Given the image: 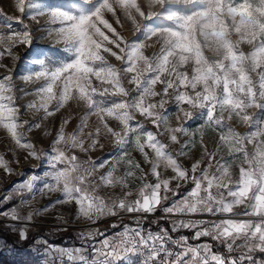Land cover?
Wrapping results in <instances>:
<instances>
[{"label": "snow or ice", "instance_id": "obj_1", "mask_svg": "<svg viewBox=\"0 0 264 264\" xmlns=\"http://www.w3.org/2000/svg\"><path fill=\"white\" fill-rule=\"evenodd\" d=\"M14 7L19 16L0 11L8 29L0 30V129L16 147L9 149L13 160L0 155V169L14 174L11 164L20 163L15 157L21 149L26 162L46 160L47 170L8 189L0 206L17 203L0 211L5 227L27 241L35 217L57 205L74 206L77 222L117 218L113 229L121 227L123 214H138L134 226L124 224L111 235L86 227L77 233L78 245L35 243L43 244L44 264H264V0H68L66 7L15 0ZM36 39L60 44L63 57L34 60L38 70L14 79L17 63ZM17 80L38 86L29 93ZM29 95L36 99L18 103ZM71 104L83 113L80 123L67 133L70 118L63 119L55 135L44 133L52 137L51 151L38 149L28 139L33 128H46L49 118ZM169 104L179 126L169 124ZM137 114L157 132L146 130ZM194 119L203 122L197 125L199 139L185 126ZM233 123L247 130L237 131ZM204 129L218 133L212 150ZM165 133L173 144L188 137L175 155L157 138ZM103 139L118 153L99 163L80 158L76 150L102 149ZM197 144L199 159L185 166L181 158ZM169 169L173 174L166 177ZM128 178L139 181L138 190ZM104 187L120 193L102 196ZM53 193L59 196L50 204L24 213L32 203L29 194ZM157 211L163 215L153 223L168 221L169 227L145 229L141 221ZM203 216L208 218H196ZM181 230L193 233L191 241L207 239L173 238ZM213 242L223 251H214Z\"/></svg>", "mask_w": 264, "mask_h": 264}, {"label": "rangeland", "instance_id": "obj_2", "mask_svg": "<svg viewBox=\"0 0 264 264\" xmlns=\"http://www.w3.org/2000/svg\"><path fill=\"white\" fill-rule=\"evenodd\" d=\"M15 0H0V11H2L5 15H12V16H19L20 14L15 10L14 7ZM37 3H46L49 6H60L66 7L68 0H36ZM25 23H28L30 27L34 29L37 27L34 21H31L27 17H24ZM13 28L19 30L22 26L16 21L13 20L12 22ZM40 24H44V19L40 18ZM0 30L7 32L8 29L6 25L2 21V17H0ZM119 30V29H118ZM42 33L40 31L36 32V36L39 37ZM62 46L60 44H54L51 39H36L33 42V46L28 49L27 52L24 53V49H18L20 53H24L22 56L21 62L17 63L16 69L13 72L14 79L18 76L26 74L29 71H36L38 70V65L33 63L34 60H51L59 57H63V53L60 51ZM151 50H149L150 52ZM5 63L11 64L10 59H6ZM115 62V61H113ZM18 88H23L24 91L32 93L34 88L38 85H33L31 83H25L23 81L17 80ZM36 97L33 95L25 96L23 100L18 101L21 104H27ZM168 109L172 115L169 117V124L172 127L179 126V122L176 119L175 115V107L174 105L169 104ZM22 111H24L22 109ZM30 115V113H29ZM83 115L80 112L79 108L75 104H71L70 106H66L64 109H61L60 112L56 113L54 118H49L51 123H46V128L42 129H35L33 128L32 132L29 134L28 139H30L38 149H42L44 152H50V140L51 136H46L44 133L45 131H50L52 135H55L56 130L58 129L61 121L63 119H69V124L65 128V132L71 133L76 126L80 123V116ZM24 118H28L25 116ZM136 121L142 123L146 130H150L153 132H157V129L154 125L151 124L150 120H146L145 118L139 116L137 114ZM31 123H38V120L30 121ZM89 126H94L95 124V117H90L88 120ZM135 123V122H133ZM203 122L200 120H191L188 121L185 125L189 128L190 134L192 132H197V125L202 124ZM113 127H116L118 122L111 121ZM233 127L237 129V131L244 132L246 131V126L240 123H233ZM87 130V129H86ZM204 140L208 145L209 149L212 150L215 148L218 142V133L211 130V129H204ZM157 138L161 140V142L168 145V150L175 155L176 152L179 151L180 146L184 144L186 140H188L187 136H179L180 143L173 144L165 133L163 136L157 135ZM197 139H199V133L197 132ZM101 143L104 144V147L101 149L97 147L94 151H91L87 154L80 153L76 150L82 160L91 157L92 160L99 163L102 159L108 158L110 154H117L118 148L113 143L107 139L101 140ZM16 147L14 141L7 135L6 131L0 129V155H4L5 159L13 160V156L10 148ZM251 147V146H249ZM128 151L131 155L138 161H142V156L139 152L135 151L133 147H129ZM147 151V149H146ZM201 149L199 144L196 145L195 148H191L188 150V155L186 157H182L181 160L185 164V166L190 167V162H194L195 159H199L201 154ZM225 154V153H222ZM26 152L21 149H17L15 159H19L20 163L17 165L15 163L11 164V167L15 169L14 174H7L0 169V200L3 199L5 194H8V189H11L13 184L22 182L23 180L27 179L31 174L36 175H43V172L47 170V163L44 159H35L30 158L27 162L24 160V156ZM145 166V165H142ZM147 167V166H145ZM103 172L104 170H99ZM122 171V170H121ZM238 172V169L235 170ZM120 174V173H117ZM173 173L169 169L164 175L170 176ZM129 180V187L132 188L134 191L138 190L139 181H134L132 178H128ZM37 187H40L39 182H37ZM191 185H187L186 187L181 189V195L184 194L190 188ZM14 190V189H13ZM119 194L120 189H112L110 187H104L100 191V195L107 197L109 194ZM59 196V193H53L50 196L41 197L39 194L33 198L30 194L27 196L28 199L32 201V203L28 206H24L23 211L24 213L33 211L34 209H40L45 207L46 205L50 204L53 200H55ZM177 199L179 197H176ZM15 200L11 201L7 205L0 206V211H3L4 208H10L12 204H16ZM161 212V211H157ZM75 208L71 205H57L56 207L51 208L48 212L41 213L39 216H36L34 219V226H30L29 230V239L28 246L18 248L16 246L17 241L22 242L18 239L17 235L12 233L9 228L5 227V220L0 219V243H6V246L0 248V264H44V261L41 259L42 248L43 244L41 243L40 247H37L35 241L36 240H47L49 243L54 244L56 246H74L78 245L80 241L77 239V233L80 231L85 230L86 227H93L98 228L102 232H106L108 235L113 234L114 232L121 231L124 224L129 226H134V216L138 214H123L120 218L122 221L121 227L113 229L111 224L117 221V218L114 217H105L98 221L95 225H91L90 222L82 221L77 222L74 218ZM162 213V212H161ZM58 217H63L66 220H69V223L65 225L61 219ZM158 217V216H156ZM156 217H153L155 220ZM153 220L146 221L142 220L141 223L143 224L145 229L151 228L153 232L159 231L161 225L165 228L169 227L168 221H160L159 223H153ZM9 223H12L9 221ZM17 227L20 225L17 224ZM66 227V231H58V228ZM171 232V229L169 228ZM188 231V230H187ZM2 232H6L9 236L15 237L16 241H6L3 237ZM191 232V231H189ZM193 234V233H192ZM173 238H176L180 235H185V233H172ZM192 236V235H191ZM205 240L202 238V241ZM202 241H198L195 243H200ZM14 242V244H13ZM24 242V241H23ZM191 242V240H190ZM192 243V242H191ZM20 244V243H19ZM214 251H217L213 249Z\"/></svg>", "mask_w": 264, "mask_h": 264}, {"label": "trees", "instance_id": "obj_3", "mask_svg": "<svg viewBox=\"0 0 264 264\" xmlns=\"http://www.w3.org/2000/svg\"><path fill=\"white\" fill-rule=\"evenodd\" d=\"M153 219H154L153 216H149L146 221H150V220H153ZM122 221H125V220H122ZM180 232L185 233V235H187L190 238V240H191L192 232H189L187 230H181V231H179L177 233H180ZM2 233H4L3 237L6 239V241H9L10 243H12V241H16L15 237L9 236L8 234H6V232H2ZM28 241H30V240H27V241H24V242H18L17 241L18 244H16V246L18 245V248L26 247V246H28ZM191 242L195 243V242H198V241H191ZM13 244H14V242H13Z\"/></svg>", "mask_w": 264, "mask_h": 264}, {"label": "built area", "instance_id": "obj_4", "mask_svg": "<svg viewBox=\"0 0 264 264\" xmlns=\"http://www.w3.org/2000/svg\"><path fill=\"white\" fill-rule=\"evenodd\" d=\"M161 215H163V213H161V212H156L154 215H153V217H156V216H161ZM196 218H201V219H207L208 217L207 216H203V217H196Z\"/></svg>", "mask_w": 264, "mask_h": 264}, {"label": "crops", "instance_id": "obj_5", "mask_svg": "<svg viewBox=\"0 0 264 264\" xmlns=\"http://www.w3.org/2000/svg\"><path fill=\"white\" fill-rule=\"evenodd\" d=\"M204 239H207V238H204ZM213 244H214V249H215V250H218V251H223V249H222V248H219V249H218V248L215 246V243H214V242H213Z\"/></svg>", "mask_w": 264, "mask_h": 264}]
</instances>
